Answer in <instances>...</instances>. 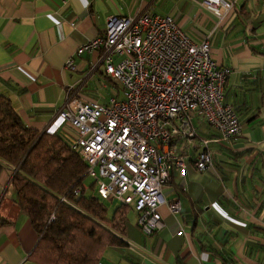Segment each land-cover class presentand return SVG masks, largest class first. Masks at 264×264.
I'll return each instance as SVG.
<instances>
[{
	"label": "crops",
	"instance_id": "1",
	"mask_svg": "<svg viewBox=\"0 0 264 264\" xmlns=\"http://www.w3.org/2000/svg\"><path fill=\"white\" fill-rule=\"evenodd\" d=\"M143 11L173 18L196 43L210 35L212 57L231 70L224 102L242 132L228 144L199 126L212 158L202 173L197 151L175 143L184 175L172 169L164 193L180 212L161 207L164 227L149 237L137 218L127 222L123 246L108 247L100 264H264V0H0V94L27 127L64 138L63 129L72 131L57 113L66 90L91 102H105L111 91L100 53L74 57L76 50L103 34L109 17ZM71 57L75 69L67 70ZM96 74L105 78L98 97L83 92ZM11 177L1 165L0 264H31L38 234L16 203Z\"/></svg>",
	"mask_w": 264,
	"mask_h": 264
},
{
	"label": "built area",
	"instance_id": "2",
	"mask_svg": "<svg viewBox=\"0 0 264 264\" xmlns=\"http://www.w3.org/2000/svg\"><path fill=\"white\" fill-rule=\"evenodd\" d=\"M94 51L104 76L120 88L105 102L81 100L68 88L57 113L72 131L63 129V139L86 165L96 196L131 208L149 237L164 227L161 207L172 215L180 212L179 203L164 193L172 169L184 175L175 143L197 151L194 167L202 173L212 158L210 140L201 137L199 126L215 131L221 143L241 135V118L224 102L231 70L212 57L210 35L196 43L173 18L148 11L109 17L103 34L80 45L74 57ZM74 57L65 69H75ZM88 190L83 183L74 193Z\"/></svg>",
	"mask_w": 264,
	"mask_h": 264
},
{
	"label": "trees",
	"instance_id": "3",
	"mask_svg": "<svg viewBox=\"0 0 264 264\" xmlns=\"http://www.w3.org/2000/svg\"><path fill=\"white\" fill-rule=\"evenodd\" d=\"M0 164L12 171L16 203L38 234L27 262L100 264L108 247L123 246L129 207L117 204L109 217L90 189L76 195L86 165L60 135L27 127L1 94Z\"/></svg>",
	"mask_w": 264,
	"mask_h": 264
},
{
	"label": "rangeland",
	"instance_id": "4",
	"mask_svg": "<svg viewBox=\"0 0 264 264\" xmlns=\"http://www.w3.org/2000/svg\"><path fill=\"white\" fill-rule=\"evenodd\" d=\"M97 74H96V76L94 77L93 80H90V81L87 82V86L83 89V92H87L89 95L94 96V97L100 96L101 93L105 94L103 89L101 88V85L103 84L105 78L103 79V76L97 75ZM107 84H109L108 91H110L112 89L116 91V90H119V88H120V85L117 82H112L111 81V82H109ZM117 84H118V87H117ZM106 91L107 90H105V92ZM83 182L87 186V188L90 189L89 193L93 194V195H96V189L92 188L91 179L86 177ZM104 204L107 207L108 216L110 217L113 209L117 206V203L110 202V201H105ZM136 218L137 217L135 215V212L131 208H129V211H128V214H127V222L128 223H134V220L136 222Z\"/></svg>",
	"mask_w": 264,
	"mask_h": 264
},
{
	"label": "water",
	"instance_id": "5",
	"mask_svg": "<svg viewBox=\"0 0 264 264\" xmlns=\"http://www.w3.org/2000/svg\"><path fill=\"white\" fill-rule=\"evenodd\" d=\"M17 171V169L15 170V172Z\"/></svg>",
	"mask_w": 264,
	"mask_h": 264
}]
</instances>
